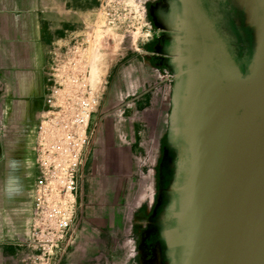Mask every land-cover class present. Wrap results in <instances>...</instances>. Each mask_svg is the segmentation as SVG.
<instances>
[{
	"label": "crops",
	"instance_id": "obj_1",
	"mask_svg": "<svg viewBox=\"0 0 264 264\" xmlns=\"http://www.w3.org/2000/svg\"><path fill=\"white\" fill-rule=\"evenodd\" d=\"M81 1L78 5L76 0H0V242L7 246L13 244V238L26 237L30 231L27 181L33 169L30 158L36 114L43 107L46 50L52 42L69 38L83 25L93 3ZM215 1L220 4L228 30L237 36L234 58L225 50L240 74L246 76L253 55V28L245 23L239 0ZM236 7L240 10L236 11ZM238 10L239 22L233 25L231 18ZM246 29L251 30V39ZM150 38L136 52L135 59L115 72L108 97L93 121L102 113L114 112L111 116L116 118V127L119 122L127 126L129 118L133 127H151V142L158 144V159L170 118L171 85L159 80L161 70L152 61L148 48ZM88 147L84 153L87 161L80 166L77 178V212L60 244L57 264H99L100 258L115 252L117 245L121 248L119 239L129 238V216L123 218L119 206L107 205V184L92 178L99 174L104 180V176L112 174L111 168L108 163L103 168L97 165ZM150 204L133 215L146 220ZM131 225L132 232L133 222Z\"/></svg>",
	"mask_w": 264,
	"mask_h": 264
},
{
	"label": "water",
	"instance_id": "obj_2",
	"mask_svg": "<svg viewBox=\"0 0 264 264\" xmlns=\"http://www.w3.org/2000/svg\"><path fill=\"white\" fill-rule=\"evenodd\" d=\"M238 3L254 35L247 75L218 42L195 57L182 97L181 226L167 232L182 264H264V0Z\"/></svg>",
	"mask_w": 264,
	"mask_h": 264
},
{
	"label": "rangeland",
	"instance_id": "obj_3",
	"mask_svg": "<svg viewBox=\"0 0 264 264\" xmlns=\"http://www.w3.org/2000/svg\"><path fill=\"white\" fill-rule=\"evenodd\" d=\"M76 2L78 5L82 4L81 0ZM92 3V11L84 16L85 22L82 26L89 29L99 41L97 59L100 58L101 66L96 59L97 54L94 60L99 66L95 62L93 64H96V69L100 67V72L97 71V81H103L106 89L98 112L108 97L115 72L135 59L136 52H139L151 37L152 29L148 20L150 0H92ZM248 38L251 39L250 29ZM141 61L143 62V59ZM164 74L165 72L161 71L162 77L159 76V80L169 82ZM113 113H102L96 122L92 119L88 152L97 165L103 168L107 167L105 165L108 163L111 168L112 174L104 176V180L99 174L92 175V178L107 184V205L119 206L123 218L127 219L129 216V238L119 239L121 248L117 245L111 255L101 258L99 256V264H141L138 240L146 220L138 216L136 218L135 215L138 210L141 211L142 206L149 205L153 197L158 144L151 142V127H133L130 118L126 121L127 126H121L119 122L120 125L116 127V118L114 120L111 116ZM108 154H118V157L107 158ZM30 159L33 163V158ZM85 161L86 158H83L82 167ZM32 170L31 168V174L28 176L26 197L28 202L30 201V211ZM100 177L102 178L99 179ZM130 222H133L132 232ZM11 241L13 244H9L10 246H7L6 242H0V264H57L58 253L50 261L43 258L37 247L31 243L30 231L28 236L15 237Z\"/></svg>",
	"mask_w": 264,
	"mask_h": 264
},
{
	"label": "built area",
	"instance_id": "obj_4",
	"mask_svg": "<svg viewBox=\"0 0 264 264\" xmlns=\"http://www.w3.org/2000/svg\"><path fill=\"white\" fill-rule=\"evenodd\" d=\"M86 27L46 50L43 107L36 114L30 239L50 261L77 212V178L106 84L95 81L98 39Z\"/></svg>",
	"mask_w": 264,
	"mask_h": 264
},
{
	"label": "flooded vegetation",
	"instance_id": "obj_5",
	"mask_svg": "<svg viewBox=\"0 0 264 264\" xmlns=\"http://www.w3.org/2000/svg\"><path fill=\"white\" fill-rule=\"evenodd\" d=\"M239 15L240 11L232 15L233 25L238 24ZM148 19L152 29L150 57L157 68L165 72L171 85V97L168 128L156 163L154 196L139 238L138 253L141 264H182L184 246L168 247L167 243V232L181 226L175 213L181 210L179 188L185 179L187 161L181 131L182 97L190 69L196 64L195 57L204 47L214 49V44L221 41L234 58L237 36L228 30L220 4L215 0H195L194 10L180 0H152ZM245 32L248 35V29ZM241 68L245 70L244 63Z\"/></svg>",
	"mask_w": 264,
	"mask_h": 264
},
{
	"label": "bare ground",
	"instance_id": "obj_6",
	"mask_svg": "<svg viewBox=\"0 0 264 264\" xmlns=\"http://www.w3.org/2000/svg\"><path fill=\"white\" fill-rule=\"evenodd\" d=\"M97 53H99V51H98ZM98 55H99V54L96 55V59L98 58V57H97ZM94 59H95V58H94ZM96 59H95V60H96ZM99 59H100V58H99ZM99 59H97V61H98V63L100 64L99 61H101V60H99ZM95 60H93V62H95ZM97 61H96V62H97ZM96 62H95V63H96ZM95 63L92 64V76H93V78L95 79V81H97V76H98L97 73L100 72V70H98V69H100V67L96 69V67H97L96 64H97V63H96V64H95ZM97 65H98V64H97ZM98 66H99V65H98ZM100 66H101V64H100ZM97 71H99V72H97Z\"/></svg>",
	"mask_w": 264,
	"mask_h": 264
}]
</instances>
